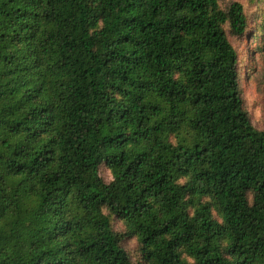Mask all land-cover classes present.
<instances>
[{
    "label": "trees",
    "instance_id": "16d2710c",
    "mask_svg": "<svg viewBox=\"0 0 264 264\" xmlns=\"http://www.w3.org/2000/svg\"><path fill=\"white\" fill-rule=\"evenodd\" d=\"M226 28L240 2L0 0V264H132L116 222L138 264H264Z\"/></svg>",
    "mask_w": 264,
    "mask_h": 264
},
{
    "label": "rangeland",
    "instance_id": "374dc122",
    "mask_svg": "<svg viewBox=\"0 0 264 264\" xmlns=\"http://www.w3.org/2000/svg\"><path fill=\"white\" fill-rule=\"evenodd\" d=\"M232 2H240L249 19L248 33L237 38L227 29L228 39L239 56L241 96L245 111L255 129L264 131V0H220L222 8ZM254 36V38H253ZM100 177L107 183L113 180L111 172L102 165ZM115 230L122 236V247L131 256L132 264L142 261L141 246L135 238L124 234L121 223H115Z\"/></svg>",
    "mask_w": 264,
    "mask_h": 264
}]
</instances>
